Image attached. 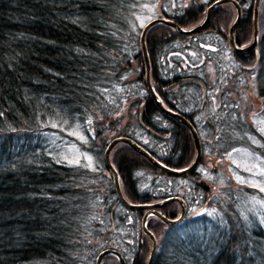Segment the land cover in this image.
I'll use <instances>...</instances> for the list:
<instances>
[{
    "label": "trees",
    "instance_id": "trees-1",
    "mask_svg": "<svg viewBox=\"0 0 264 264\" xmlns=\"http://www.w3.org/2000/svg\"><path fill=\"white\" fill-rule=\"evenodd\" d=\"M249 1L240 0L245 12L235 30L237 43L252 33ZM156 3V0H0V264H94L96 253L109 245L108 240L98 241L107 233L101 230L103 221L106 218L108 222L117 213V206L123 207L111 184L112 207L104 204L107 199L96 189L78 185V179H87L86 173H78L49 154L41 131L51 130L50 123L68 126L81 121L85 128L83 122L87 119L90 127L91 123L97 126L98 138L134 98L131 88H135L127 126L120 127L122 121L116 119L117 124L109 126L115 133L112 136L135 138L146 123L155 131L162 129L159 124H164L162 130L168 132L165 138L168 143L157 149L162 153L168 150L172 158L180 151L175 143L177 130H181L184 141L190 140L188 129L161 115L151 99L142 103L147 91L141 78L143 58L138 50L140 28H136V17L142 8ZM170 6L171 0H163L158 11L163 9L164 14L173 15L187 27L199 19L203 9L195 1L186 10L177 7L174 14L169 11ZM222 12L225 16L219 17ZM230 16L231 7L215 9L208 25L212 29L224 27ZM196 35L203 41L210 37L213 41L209 31L205 33L207 39H203V32ZM187 37L190 36L164 24L147 30L145 45L153 84L162 82L158 70L164 68L158 62L165 57L166 48L186 43ZM182 44L177 46L180 48ZM256 54L264 66V26L260 24L256 46L235 53L233 60L247 63ZM130 70L139 74V78L129 86L125 75ZM255 91L262 98L259 114L264 119V74L257 77ZM184 93L187 94L182 90L181 94ZM187 100L189 104V96ZM228 115L232 119L238 112ZM236 120L230 121L232 126L212 127L213 136L222 127H228L235 138L252 131L247 124L241 125L244 119ZM226 138L227 134L221 144ZM99 145L105 146L103 142ZM113 149L123 184L137 167H150L124 143H117ZM128 183L131 191L137 186L132 178ZM166 206L165 213L172 208L171 204ZM193 237L191 234L190 240ZM161 243L151 264H176L165 254L168 250L159 249ZM164 244L173 252L176 249L170 241ZM135 248L137 253L141 247L137 244ZM141 251L147 252V248L142 247ZM177 253L184 261L177 264H264V227L257 219L246 225L239 222L226 231L220 228L207 243L197 245L196 240L178 247ZM124 257L129 262V256ZM140 257H134L128 264H143Z\"/></svg>",
    "mask_w": 264,
    "mask_h": 264
},
{
    "label": "rangeland",
    "instance_id": "rangeland-1",
    "mask_svg": "<svg viewBox=\"0 0 264 264\" xmlns=\"http://www.w3.org/2000/svg\"><path fill=\"white\" fill-rule=\"evenodd\" d=\"M176 1L178 9L184 7V3H181L182 0H171L169 11L174 14H176ZM187 1L189 2L187 3L185 1L186 6H189L191 0ZM250 3L252 4V0L249 1V5ZM222 6L229 8L228 4H223ZM139 12L140 13L137 14L136 17V28H140L146 20L158 13V4L157 9L155 5H149L142 8ZM201 16L202 13L200 17ZM224 16V12L219 15V17ZM231 17L227 19L225 23V33L227 32ZM218 21L220 22V20ZM258 22L260 26H264V0H260ZM178 39L179 41L181 40L180 38ZM203 39H207V37L203 36ZM210 39L211 37L208 39L209 41H207L208 48H211V42L213 43ZM250 39L251 34L250 37L240 38L239 41L242 45L249 42ZM217 40L218 39H215L213 43L214 55L212 52L207 60L204 62L199 61L202 65L203 78H206L208 86L213 84L212 88L209 87L211 89L209 94L210 100L204 99L197 93L198 97L195 105L189 107L192 105V101L186 104L189 108L186 115L190 118H195L198 123H202L203 126H205L199 130L200 137L203 138L200 141L201 157L198 159L194 171L191 170L190 173L185 174L183 177L158 175L155 177L158 183H156L154 179L152 180L154 200L168 195L164 194L165 188L167 193H174L179 189V193L185 197L187 203L192 198V203L188 205L187 209L191 217L185 224L175 223L170 226V228H172L170 232L166 229L167 226L164 228L160 226L164 224L159 223L156 217H150L152 232L156 237V241L158 238L162 241L159 245V249L168 250L165 254L169 255L176 264L179 261L182 263L184 262L183 257L177 253L178 247L182 248L185 244H190L196 240L197 245L207 243L209 239L211 241V238L215 236L220 228L226 231L228 228L235 227L239 222L242 225H246L251 219L252 221L257 219L264 227V155H261L264 154V119L259 114L262 98L255 91L257 77L264 74V66L260 64L257 54L256 57H251V60L247 63L241 62V64L238 60V62H236L233 60V56H235L232 53L233 51L227 47L226 35L221 38L219 42H216ZM191 41L190 46L196 53L200 50L209 54L205 46L203 48L198 47L202 42L200 38L193 37ZM185 44H188V42ZM185 48H187V46ZM138 50L141 56L140 49L138 48ZM167 50L168 49L165 50V57L159 58L158 64L167 71L172 68L174 72L177 62L174 60L170 61V56L166 54ZM189 52H192V49H184L181 55L184 54L187 56ZM195 52H192L194 53L193 56L198 57L195 55ZM200 60H203V58ZM131 65L134 66V63L132 62ZM220 68H222V72L219 73V70H221ZM133 73L134 72L130 70L127 75H131L133 78ZM166 74L167 72L164 71L163 75L165 76ZM131 90L135 98L134 92L136 89L131 88ZM184 90L187 91V88ZM174 93L178 94L177 91H174L173 94ZM134 98L129 100L124 108L116 114L115 119L109 126H115L117 124L116 119L122 121V123H119L120 127L127 126L129 120L128 116L131 111H133L130 110L129 105ZM185 101L188 102V100ZM236 111L238 112V116H233L231 119L228 113L236 114ZM101 119V117H98V120L102 121ZM236 119H239V121L244 119L241 125L247 124V126H250L251 130L256 132L245 131L244 134L235 138V133L231 134L227 129L228 127H222L218 130L221 136L227 134L225 142L221 144L222 138L212 140V127L232 126L230 121L233 120L237 122ZM88 123L86 119L83 122L85 126V128H83L81 121H78V123L71 122L68 126L56 125L53 122L50 123L51 130H47L46 132L41 131V133L44 132L42 135H44L43 137L47 140L49 154L54 155L58 161L70 166L73 170L78 171V173H86L84 177H87V179H78V185L80 187L87 186L91 189H96L107 199H105L106 204H104L107 206L109 204L112 207L114 201L110 197L111 189L109 187L112 183L110 177H107L103 173L104 163L102 160L105 146L101 147L99 144L103 142V144L106 145L109 138L115 133L109 130L110 128L108 126L97 138L95 135L97 126L91 123L90 127ZM235 126L237 127V124H235ZM177 131L178 136L175 143L180 151L174 159L169 161H173V164L177 162L176 168H184L190 165L196 157V148L194 149L191 139H186V141L182 139L180 129ZM167 138L166 136V139ZM234 138L235 140H233ZM96 139H98L99 142H94ZM210 140L217 146L218 157L213 154L214 145L208 142ZM231 140H233V142L229 145ZM166 143L168 142L165 138L161 140V144L166 145ZM110 152V159L115 165L116 162L113 157L114 149L112 148ZM224 153H226V155H224ZM77 159L79 163H69V161H76ZM115 167L117 166L115 165ZM156 170V168L151 166L137 167L133 175H130L131 177L127 179V182L123 184V181L121 182L120 180L122 193L126 195L128 200H138L142 195L139 197L134 196L131 193V187L128 182H130L132 178L133 183L136 182L142 189L150 188L151 184L150 182L148 183L147 176L149 174H155ZM109 174L111 175V171H109ZM173 204L175 208L178 207L177 203L173 202ZM164 207H167L166 204ZM115 209L117 213L111 216L108 222H106L108 220L106 218L105 221H103V223H105L101 227V230L107 233L104 232L102 238L99 237L100 239L94 235L93 237H96V239L98 238V241L103 240L105 242L108 240L113 246L120 248L126 257L130 255L134 245L139 244L141 248L149 246V239L143 237L141 234L139 226L140 214L134 215L132 212L126 211L125 208L120 205ZM119 215L124 216L127 221L123 223L122 220L119 219ZM192 217H194V221L189 222ZM91 218L89 219L91 220ZM227 222H231V225L228 226ZM120 224L122 225L119 228ZM94 234H97V232L95 231ZM191 234L194 235V237L190 240ZM165 241L174 243L176 248L174 252L172 248L164 244ZM141 248L136 253L135 257H143V264H145L148 253H143ZM202 249L203 246L199 248V251ZM155 255H158L157 250H155ZM195 256L199 257L198 254H195ZM199 258L201 259L202 257ZM115 261L116 259L111 255L105 256L102 259V263L104 264H115Z\"/></svg>",
    "mask_w": 264,
    "mask_h": 264
},
{
    "label": "water",
    "instance_id": "water-1",
    "mask_svg": "<svg viewBox=\"0 0 264 264\" xmlns=\"http://www.w3.org/2000/svg\"><path fill=\"white\" fill-rule=\"evenodd\" d=\"M223 1H230V2H232L237 8H236V11H237V14H236V17L234 18V20H233V22L231 23V25H230V27H229V44L232 46V48L233 49H235V50H247V49H249V48H251L254 44H255V42H256V32H257V29H256V23H255V18H256V9H257V2H258V0H254V4H253V37H252V41H251V43L250 44H248L247 46H245V47H236L234 44H233V41H232V29H233V26L235 25V23L237 22V20H238V18H239V10H238V6H237V4L235 3V1L234 0H223ZM165 22V23H168V24H171V25H173L175 28H176V30L177 31H180V32H192V31H194V30H196L198 27H200V25H202V24H200V25H196V26H194V27H192V28H189V29H187V30H183V29H181L177 24H175L174 22H172L171 20H169V19H163V18H154V19H151L150 21H148L145 25H144V27L142 28V30H141V32H140V37H139V40H140V44H141V48H142V52H143V57H144V63H145V67H146V75H145V80H146V85H147V88H148V90L150 91V93H151V95H153V98H154V100L156 101V98H155V96H154V94H153V92H152V90H151V88H150V86H149V82H148V71H147V69H148V63H147V58H146V54H145V49H144V43H143V33H144V31H145V29H146V27L149 25V24H151V23H153V22ZM158 103V102H157ZM164 112H165V110H163ZM170 114H172V112L170 113ZM173 116L175 115L180 121H182V122H185L187 125H188V127L190 128V130H191V133H192V136H193V138H194V140H195V144H196V149H197V156L199 155V149H198V142H197V138H196V135H195V132H194V130L192 129V127L188 124V122L183 118V117H181V116H179V115H176V114H172ZM117 141H123V142H126L128 145H130L134 150H136V151H138L139 153H141L142 155H144V156H146L154 165H156V166H158V167H160V168H163L166 172H168V173H172V174H178V173H180V172H182L183 170H175V169H171V168H169V167H166V166H163V165H161L159 162H157L156 160H154L139 144H137L136 142H134L132 139H130V138H128V137H122V136H120V137H114V138H112L110 141H109V143L106 145V147H105V149H104V152H103V157H104V161H105V163H106V165H107V167L112 171V174H113V182H114V185H115V189H116V193H117V195H118V197H119V199L125 204V205H127V206H129V207H132V208H140V207H142V206H144V204H130V203H128L127 201H125L123 198H122V196H121V194H120V191H119V187H118V184H117V176H116V172H115V170L113 169V167L111 166V164L109 163V161H108V151H109V148L115 143V142H117ZM197 156H196V158H197ZM195 163V161L193 162V164ZM192 164V165H193ZM191 165V166H192ZM185 170H187V169H185ZM174 197H169V198H167L166 199V201L167 200H171V199H173ZM161 203V201H159V202H154V203H151L150 205L151 206H155V205H159ZM150 213H153V214H155V215H157V216H159L163 221H165V222H168V223H171V222H174V221H176V220H178L179 219V217H177V218H175V219H169V218H166V217H164V216H162L161 214H159L156 210H151V211H149ZM149 212H147V213H149ZM147 213H145L143 216H142V218H141V224H142V226H143V224H144V218H145V216L147 215ZM146 232L148 233V235L151 237V240H152V246H153V241H154V239H153V237H152V235H151V233H149L147 230H146ZM151 252V251H150ZM106 253H112V254H114L116 257H117V259H118V262H119V264H124V261H123V259H122V257H121V255H120V253H119V251L118 250H116V249H113V248H104V249H102V250H100L98 253H97V255H96V257H95V264H99V260H100V258H101V256L102 255H104V254H106ZM151 254H152V252L150 253V255H149V257H148V260H147V263L146 264H149L150 263V260H151Z\"/></svg>",
    "mask_w": 264,
    "mask_h": 264
},
{
    "label": "flooded vegetation",
    "instance_id": "flooded-vegetation-1",
    "mask_svg": "<svg viewBox=\"0 0 264 264\" xmlns=\"http://www.w3.org/2000/svg\"><path fill=\"white\" fill-rule=\"evenodd\" d=\"M169 96H170V95H167L166 97H169ZM176 100H177V101H182L181 98H180V96H176ZM182 104H183V103H182ZM182 106H183L185 109L188 108V106L185 105V104H183ZM185 112H188V111H187V110H182V113H185ZM190 203H192V201H191ZM190 203H189V204H190ZM189 204H188V205H189Z\"/></svg>",
    "mask_w": 264,
    "mask_h": 264
},
{
    "label": "snow or ice",
    "instance_id": "snow-or-ice-1",
    "mask_svg": "<svg viewBox=\"0 0 264 264\" xmlns=\"http://www.w3.org/2000/svg\"><path fill=\"white\" fill-rule=\"evenodd\" d=\"M205 3H210V0H205ZM231 155V154H230ZM90 159V158H89ZM79 163V160L77 159L76 161H69V163Z\"/></svg>",
    "mask_w": 264,
    "mask_h": 264
}]
</instances>
